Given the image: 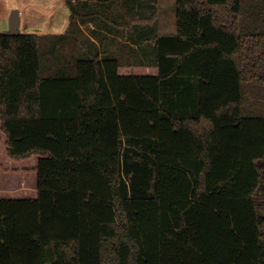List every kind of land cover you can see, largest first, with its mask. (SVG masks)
<instances>
[{
  "label": "trees",
  "instance_id": "1",
  "mask_svg": "<svg viewBox=\"0 0 264 264\" xmlns=\"http://www.w3.org/2000/svg\"><path fill=\"white\" fill-rule=\"evenodd\" d=\"M176 1L149 66L0 30V264H264V0Z\"/></svg>",
  "mask_w": 264,
  "mask_h": 264
},
{
  "label": "rangeland",
  "instance_id": "2",
  "mask_svg": "<svg viewBox=\"0 0 264 264\" xmlns=\"http://www.w3.org/2000/svg\"><path fill=\"white\" fill-rule=\"evenodd\" d=\"M107 3L108 2L105 4ZM106 6L109 9L108 14H111L112 17H115L117 15L115 13L120 12L123 9L129 11L128 15H130L129 18L131 19L128 18L126 21L124 20L123 24L127 21L128 23L132 22L131 25L135 32L134 45H130L131 42L128 45H122L120 42L121 45L109 43L110 38H112L111 35H108L106 44V46L109 45L113 47V53L110 54V57L117 58L123 65L132 62L140 63L141 60L143 62V59L141 58L144 52L149 53V58L147 59L148 62L152 61L154 59V54L156 55L157 53V47L152 39L154 40L165 33L177 32L176 0H127V2H120L117 0ZM92 7V11L100 8L96 3H92ZM155 14L157 16H155ZM147 19L150 20L147 21ZM3 28V32H8L10 30L8 22L4 23ZM84 29L91 36L93 35L91 26H87ZM71 30L72 32L62 38L60 44L57 46L54 44L51 45L48 41L49 39L42 42L41 61L43 65L45 63L47 65L46 74H51V71L49 72V66L57 68L58 66L65 65L68 67V70L72 72L74 71L75 61L78 59L89 58L94 53L100 52V49H97L96 46L88 40V34L82 35L81 31H78L77 29ZM49 45L50 47H48ZM103 55L105 56L106 54L103 53ZM145 62L147 63V61ZM29 176V179L33 178V175Z\"/></svg>",
  "mask_w": 264,
  "mask_h": 264
},
{
  "label": "crops",
  "instance_id": "3",
  "mask_svg": "<svg viewBox=\"0 0 264 264\" xmlns=\"http://www.w3.org/2000/svg\"><path fill=\"white\" fill-rule=\"evenodd\" d=\"M115 1L117 0H82L76 3L79 12L76 16L81 34H88L87 36L89 37V40L96 46L97 49L105 51L109 54L113 53V47L109 45L106 46L108 35L112 36L109 43H122V45H128L130 42V45H134L133 43L135 38V32L133 31V26L131 25L132 22L128 23L127 21L123 24L124 20L126 21L130 16L128 15V10L123 9L120 12H116L115 14L117 15L115 17L108 14L109 9L106 5ZM118 1L127 2V0ZM106 2L108 3L105 4ZM92 3H96V5L100 8L92 11ZM13 10L19 11L20 34L51 36L63 35L69 30L70 23L72 21V10L67 0H0V30L2 32V29H4V23L8 22L9 24L10 16ZM87 26L92 27V36L84 29ZM176 33L177 32L165 34ZM148 58L149 53L144 52L141 58L143 59V62L141 60L140 63L136 64L149 66L156 63L155 55L154 59L150 62H148ZM145 61H147V63ZM128 64L129 63H126L125 65Z\"/></svg>",
  "mask_w": 264,
  "mask_h": 264
},
{
  "label": "water",
  "instance_id": "4",
  "mask_svg": "<svg viewBox=\"0 0 264 264\" xmlns=\"http://www.w3.org/2000/svg\"><path fill=\"white\" fill-rule=\"evenodd\" d=\"M10 30L7 32L8 34L17 35L20 34L19 26H20V16L18 10H13L10 16Z\"/></svg>",
  "mask_w": 264,
  "mask_h": 264
}]
</instances>
